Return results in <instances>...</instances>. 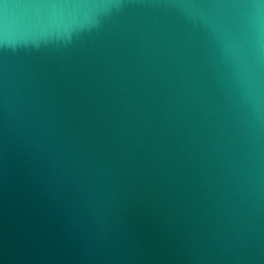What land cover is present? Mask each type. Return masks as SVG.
I'll return each instance as SVG.
<instances>
[{
    "label": "water",
    "instance_id": "1",
    "mask_svg": "<svg viewBox=\"0 0 264 264\" xmlns=\"http://www.w3.org/2000/svg\"><path fill=\"white\" fill-rule=\"evenodd\" d=\"M0 264H264V0H0Z\"/></svg>",
    "mask_w": 264,
    "mask_h": 264
}]
</instances>
